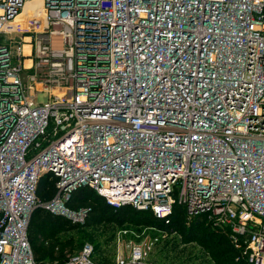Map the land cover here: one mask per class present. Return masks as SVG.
Returning a JSON list of instances; mask_svg holds the SVG:
<instances>
[{
  "label": "built area",
  "instance_id": "built-area-1",
  "mask_svg": "<svg viewBox=\"0 0 264 264\" xmlns=\"http://www.w3.org/2000/svg\"><path fill=\"white\" fill-rule=\"evenodd\" d=\"M28 1L0 0V264H59L35 258L32 214L83 221L86 188L167 223L181 204L264 264V0H41L23 20Z\"/></svg>",
  "mask_w": 264,
  "mask_h": 264
},
{
  "label": "trees",
  "instance_id": "trees-1",
  "mask_svg": "<svg viewBox=\"0 0 264 264\" xmlns=\"http://www.w3.org/2000/svg\"><path fill=\"white\" fill-rule=\"evenodd\" d=\"M90 190L86 188L75 192L67 201V205L73 209H80L82 206L90 208L84 222H74L83 230L93 226V224H98L99 221L104 219L103 216H107L108 213H111V215L109 214V219L116 218L119 220L121 218V222L128 220L129 215L135 216L136 214L142 213L143 216H146V214H149L159 228L166 229L171 233L173 231H179L184 235V239L188 241H201L214 262L212 264H250L247 258H245L243 250L234 245L229 235L220 229L214 228L207 222L205 216L198 215L192 220L187 221L186 210L181 204L177 203L175 205V210L170 216V222L167 223L164 218L156 217L150 211L134 210L136 208L130 205H122L116 208L107 203L104 197L99 194L97 197H101L103 201L96 200V198L91 197L92 192ZM55 193V179L50 174L42 176L38 187V196L40 199L43 198V194V199H50ZM86 199L89 201L84 204L87 201ZM38 208L34 210L28 228L29 238L34 240L33 243L31 242L34 256L41 262L66 264L67 253H63V249L72 248L73 245L77 246L80 243V238L66 235L59 236V231L68 230L70 227L56 220V217L59 215H52L48 210ZM116 215L121 217L118 218ZM62 217L66 216L62 215ZM86 236L87 234L84 232L83 237ZM40 238L42 240H39ZM44 240L47 241V244H44ZM62 247L63 249H61Z\"/></svg>",
  "mask_w": 264,
  "mask_h": 264
},
{
  "label": "rangeland",
  "instance_id": "rangeland-1",
  "mask_svg": "<svg viewBox=\"0 0 264 264\" xmlns=\"http://www.w3.org/2000/svg\"><path fill=\"white\" fill-rule=\"evenodd\" d=\"M38 98L40 100H45V95L39 94ZM44 175L48 174L45 173ZM90 191L92 192V198L103 201L101 197H97L99 195L95 191ZM174 194L177 197L179 196L178 192H175ZM43 198H41L42 201L48 200ZM88 201L89 200L85 201L84 204ZM39 206V208L48 210L52 215H59L56 217V220L65 223L70 227L68 230L59 231V236L66 235L80 238V243L77 246L73 245L72 248L70 247L66 249H63V247L61 248L63 249V253H67V256L83 252L85 245L89 244L92 245L91 256L94 262L99 264H115L119 253L128 255L135 245L145 243L149 249L147 254L148 260H151L156 264L214 263L201 241H188L184 239V235L179 231L176 233H170L166 236L161 235L158 231V226H156V223L153 222L149 214H146V216H143L142 213L136 214L135 216L129 215L128 220L121 222V216L116 215L120 218L119 220L116 218L109 219V214L111 215V213H108L107 216H103L104 219L99 221L98 224H93V226L85 228L84 231L80 226H77L74 223L75 221L69 216L64 215L71 220L62 217L60 214L54 213L46 206ZM84 221L85 220L76 222L80 223ZM125 230H127V232ZM84 232L87 234L86 237H83ZM120 237L121 239L119 240ZM30 239L33 243L34 240L32 238ZM39 240H42V238ZM44 244H47V241L44 240ZM188 258V261L190 262L187 261Z\"/></svg>",
  "mask_w": 264,
  "mask_h": 264
},
{
  "label": "bare ground",
  "instance_id": "bare-ground-1",
  "mask_svg": "<svg viewBox=\"0 0 264 264\" xmlns=\"http://www.w3.org/2000/svg\"><path fill=\"white\" fill-rule=\"evenodd\" d=\"M41 0H34V1H28L26 4V10L25 12L20 16V18H22L23 20H26L27 18H30V14L29 11L34 10V8H38L36 11L37 15H39V12L42 11L41 8ZM38 18V16H36ZM27 23V22H26ZM26 49H28V45H26Z\"/></svg>",
  "mask_w": 264,
  "mask_h": 264
},
{
  "label": "crops",
  "instance_id": "crops-1",
  "mask_svg": "<svg viewBox=\"0 0 264 264\" xmlns=\"http://www.w3.org/2000/svg\"><path fill=\"white\" fill-rule=\"evenodd\" d=\"M92 257V256H91Z\"/></svg>",
  "mask_w": 264,
  "mask_h": 264
}]
</instances>
